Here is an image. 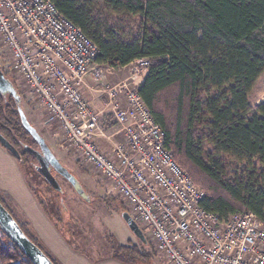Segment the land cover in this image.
<instances>
[{"label":"trees","instance_id":"16d2710c","mask_svg":"<svg viewBox=\"0 0 264 264\" xmlns=\"http://www.w3.org/2000/svg\"><path fill=\"white\" fill-rule=\"evenodd\" d=\"M51 1L97 45L95 63L120 68L149 59L138 93L177 164L202 186L201 206L223 221L248 210L264 224V102L250 103L264 74V0ZM17 104L0 90V133L18 150L17 161L34 163L28 148L37 143ZM0 202L60 264L10 199L0 193ZM1 232L0 259L33 264ZM139 243L120 245L116 258L148 262L147 246H154L148 239Z\"/></svg>","mask_w":264,"mask_h":264},{"label":"built area","instance_id":"2783aa9c","mask_svg":"<svg viewBox=\"0 0 264 264\" xmlns=\"http://www.w3.org/2000/svg\"><path fill=\"white\" fill-rule=\"evenodd\" d=\"M97 54V45L51 0H0V60L58 127L63 145L123 201L162 259L264 264V224L248 210L223 221L204 209L203 189L166 148L165 132L138 93L149 59L136 60L124 80L105 84V104L96 108L82 90L88 75L98 84L105 77Z\"/></svg>","mask_w":264,"mask_h":264},{"label":"rangeland","instance_id":"374dc122","mask_svg":"<svg viewBox=\"0 0 264 264\" xmlns=\"http://www.w3.org/2000/svg\"><path fill=\"white\" fill-rule=\"evenodd\" d=\"M136 65L135 61L120 68L100 65L104 69L105 77L101 84L92 81L90 87L87 88L88 94H84V96L94 107L102 108V105L105 104V96L98 89H102L105 84L113 85L129 77ZM0 69L4 73V78L18 95L17 106L25 119L44 139L52 154L74 177L80 189L88 196V199L81 197L68 179L52 171L60 186V190H56L36 171V162L18 161L28 186L44 201L43 204L48 215L64 239L74 249L91 258L118 257L117 248L120 245L132 243L141 247L139 240L122 217V213L127 209L123 201L107 191V182L100 174L83 165L77 156L63 145V138L58 127L46 122L43 111L29 97L27 91L21 85H17V79L6 61L0 60ZM138 69L140 71V67ZM141 71L138 80H141ZM143 73L146 75L147 72L143 71ZM94 94L95 100L91 101ZM258 102H264V74L256 81L250 95L252 107H255ZM28 143L33 145L32 141ZM34 147L39 150L37 146ZM184 171L186 172V170ZM0 241L4 243L1 230ZM39 241L45 247L40 239ZM147 247L151 254L150 260L146 263L140 262V264H167L155 250V247L153 250L151 246ZM7 263L12 262L0 259V264Z\"/></svg>","mask_w":264,"mask_h":264},{"label":"crops","instance_id":"0c3cea01","mask_svg":"<svg viewBox=\"0 0 264 264\" xmlns=\"http://www.w3.org/2000/svg\"><path fill=\"white\" fill-rule=\"evenodd\" d=\"M91 82L92 79L88 75L85 85L87 87H83V94H88L87 88L90 87ZM94 96L95 94L92 95L91 101L95 100ZM99 142L102 148L109 150V145L105 141L100 140ZM0 193L10 199V204L25 217L33 232L60 264H129L114 256L91 258L74 249L47 216L42 203H40L41 199L28 186L17 159L1 145Z\"/></svg>","mask_w":264,"mask_h":264},{"label":"water","instance_id":"95a60500","mask_svg":"<svg viewBox=\"0 0 264 264\" xmlns=\"http://www.w3.org/2000/svg\"><path fill=\"white\" fill-rule=\"evenodd\" d=\"M0 90L4 94L12 95L18 103V95L11 87L10 83L4 78V74L0 69ZM20 110V109H19ZM23 125L31 134L33 139L38 145L36 148H28V151L34 156L36 160V171L51 185L52 188L60 190V186L55 179L51 168H53L61 176L65 177L75 187L77 193L88 199V196L80 189L74 177L59 163L57 158L52 154L50 148L45 143L44 139L37 133L28 121L25 119L22 111L20 110ZM0 145L5 148L14 158L20 159V154L16 147L10 143L4 135L0 133ZM122 217L129 229L133 234L142 241L147 242V239L136 221L131 217L128 211L122 213ZM0 228L6 233V235L21 249V251L28 257L33 264H54L49 257L36 245L34 244L22 231L18 223L12 217V215L5 209L0 202Z\"/></svg>","mask_w":264,"mask_h":264},{"label":"flooded vegetation","instance_id":"af4514ba","mask_svg":"<svg viewBox=\"0 0 264 264\" xmlns=\"http://www.w3.org/2000/svg\"><path fill=\"white\" fill-rule=\"evenodd\" d=\"M37 147H38V145H37ZM36 163H37V162H36ZM34 166H35V165H34ZM51 170L54 171V172H56L53 168H51ZM56 173H57V172H56ZM42 201H43V200H42ZM43 202H44V201H43Z\"/></svg>","mask_w":264,"mask_h":264}]
</instances>
